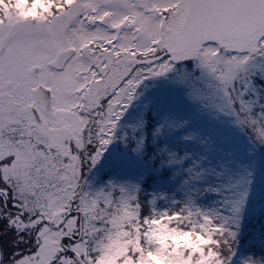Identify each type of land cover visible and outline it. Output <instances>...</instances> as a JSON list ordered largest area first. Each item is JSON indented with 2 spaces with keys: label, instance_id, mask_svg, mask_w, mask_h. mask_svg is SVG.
Wrapping results in <instances>:
<instances>
[{
  "label": "snow or ice",
  "instance_id": "obj_1",
  "mask_svg": "<svg viewBox=\"0 0 264 264\" xmlns=\"http://www.w3.org/2000/svg\"><path fill=\"white\" fill-rule=\"evenodd\" d=\"M0 264H264V0H0Z\"/></svg>",
  "mask_w": 264,
  "mask_h": 264
}]
</instances>
